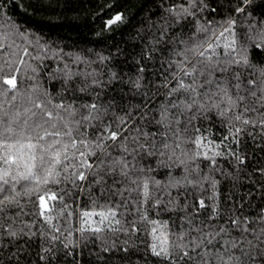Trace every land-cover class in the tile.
I'll list each match as a JSON object with an SVG mask.
<instances>
[{
    "label": "snow or ice",
    "instance_id": "obj_1",
    "mask_svg": "<svg viewBox=\"0 0 264 264\" xmlns=\"http://www.w3.org/2000/svg\"><path fill=\"white\" fill-rule=\"evenodd\" d=\"M0 264H264V0H0Z\"/></svg>",
    "mask_w": 264,
    "mask_h": 264
}]
</instances>
